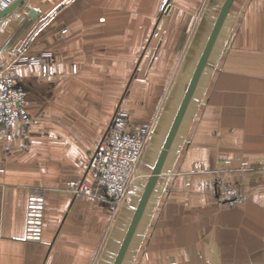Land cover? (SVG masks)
Here are the masks:
<instances>
[{"label":"crops","instance_id":"1","mask_svg":"<svg viewBox=\"0 0 264 264\" xmlns=\"http://www.w3.org/2000/svg\"><path fill=\"white\" fill-rule=\"evenodd\" d=\"M225 3L24 0L0 19V78L33 117L0 143V264L116 263ZM118 109L151 129L134 184L120 205L73 195ZM120 264H264V0L232 1Z\"/></svg>","mask_w":264,"mask_h":264},{"label":"built area","instance_id":"2","mask_svg":"<svg viewBox=\"0 0 264 264\" xmlns=\"http://www.w3.org/2000/svg\"><path fill=\"white\" fill-rule=\"evenodd\" d=\"M14 0H0V10L10 5ZM166 8L170 0H164ZM51 54L43 55L50 58ZM40 64L44 74L53 75L54 68L49 62L36 61ZM17 66V65H15ZM14 66V67H15ZM76 69V67H73ZM29 99L27 92L20 86L19 79L6 74L0 78V143L3 151L9 153L15 137V128L23 129L32 123L29 112ZM150 127L142 125L137 130L129 129V113L118 109L114 114L106 134L99 141L97 151L92 159L91 168L97 173L96 185L85 181L71 183L69 190L73 195H82L88 200L97 197L103 191L109 201L120 205L127 197L135 181L139 163L147 148ZM235 194L233 189H226L225 199H231ZM31 233L35 235L38 230L36 224V197L31 199ZM32 235V236H33Z\"/></svg>","mask_w":264,"mask_h":264},{"label":"water","instance_id":"3","mask_svg":"<svg viewBox=\"0 0 264 264\" xmlns=\"http://www.w3.org/2000/svg\"><path fill=\"white\" fill-rule=\"evenodd\" d=\"M232 1L233 0H226V3H225L224 8L222 10L221 16H220V18L218 20V23H217L216 27H215V30H214L213 35L211 37V40H210V42L208 44V47H207V49L205 51V54H204V56H203V58H202V60L200 62V65H199L197 71H196L195 77H194V79H193V81H192V83L190 85V88H189L188 93H187V95L185 97V100H184V103H183V105L181 107L179 115H178V117H177V119L175 121V124H174L171 132H170L168 140H167V142L165 144V147H164V149H163V151L161 153V156L159 157V160H158V162H157V164L155 166V169L153 170V172H152V174H151V176L149 178V181H148V183L146 185V188H145V191L143 193L141 202H140L139 207H138V209L136 211L135 217L133 219V222L131 224V227H130V229L128 231L127 237H126V239L124 241V244H123V246L121 248V251L119 253V256H118L117 261H116L115 264H120L122 259H123L124 253H125V251L127 249V246H128V244L130 242V239H131V237H132V235L134 233L136 225H137V223H138V221H139V219H140V217L142 215L144 207L146 206V203L148 202V199H149V197H150V195H151V193H152V191L154 189V186H155V184H156V182H157V180L159 178V175L161 173L162 165H163L164 159L166 157L167 151H168V149L170 147V144H171V142H172V140H173V138H174V136L176 134V131L178 129L180 121H181V119L183 117L185 109H186V107L188 105V102H189V100L191 98L192 92H193V90H194V88L196 86V83L198 81L200 72H201V70H202V68L204 66L205 60L207 58V55H208V53H209V51H210V49L212 47L214 39H215V37H216V35L218 33V30H219V28H220V26H221V24L223 22V19H224L226 13H227ZM23 2H24V0H14L10 5L5 7L4 9L0 10V19L6 17L7 15H10L18 7H20Z\"/></svg>","mask_w":264,"mask_h":264},{"label":"rangeland","instance_id":"4","mask_svg":"<svg viewBox=\"0 0 264 264\" xmlns=\"http://www.w3.org/2000/svg\"><path fill=\"white\" fill-rule=\"evenodd\" d=\"M162 7H163V10L165 11L167 8H166V5L164 4V0H163V5H162ZM21 86V85H20ZM31 115V114H30ZM31 117H32V115H31ZM32 121H33V117H32ZM144 126H148V125H144ZM149 127V126H148ZM144 155V154H143ZM141 162V161H140ZM140 164V163H139ZM133 184H134V182H133ZM132 184V185H133ZM132 187V186H131ZM235 192V191H234ZM236 196V194H234L233 196H232V198L231 199H225V197H224V195H223V199L225 200V201H230V200H232L234 197Z\"/></svg>","mask_w":264,"mask_h":264}]
</instances>
